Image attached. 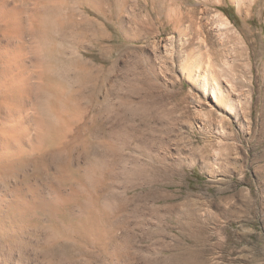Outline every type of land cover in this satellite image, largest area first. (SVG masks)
I'll use <instances>...</instances> for the list:
<instances>
[{"label":"rangeland","instance_id":"374dc122","mask_svg":"<svg viewBox=\"0 0 264 264\" xmlns=\"http://www.w3.org/2000/svg\"><path fill=\"white\" fill-rule=\"evenodd\" d=\"M85 1L28 4L47 8L44 57L78 90V115L109 133L103 148L92 138L97 153L71 151L104 205L105 249L93 234L59 247L49 217H10L1 251L28 264H264V0ZM53 169L36 179L46 196Z\"/></svg>","mask_w":264,"mask_h":264},{"label":"bare ground","instance_id":"6f19581e","mask_svg":"<svg viewBox=\"0 0 264 264\" xmlns=\"http://www.w3.org/2000/svg\"><path fill=\"white\" fill-rule=\"evenodd\" d=\"M28 1L0 0V222L11 217V219L16 218L17 222L22 221V224L29 223L30 220L40 224L44 217L47 220L49 217L56 230L55 233L51 232L56 238L55 245L60 247L59 239L68 244H76L79 239L90 243L93 234L105 249L104 238L107 237V230L104 223L107 216L101 211L104 205L99 204L96 207L94 204L95 198L92 196V191L90 192V187L93 189L95 187L93 178H89L87 174L84 180V176L76 175L71 151L82 143L91 153H97L95 149L105 146L109 141V135L107 136L109 133L104 131L102 135L95 136L92 114L91 117L78 115V107H80L78 90L71 88L73 84L70 83L71 90L66 92L60 84L55 68L51 63H47L44 57L42 45L51 39L50 30L41 22L42 12L47 8L45 9V5L44 9L38 6L40 0L33 3L30 8ZM95 1L86 0L83 8L86 6L97 8L99 3L96 1V4ZM170 22L174 26L180 24L177 18H171ZM63 38L65 37L61 35L58 39ZM212 92L214 94V90ZM98 127L104 130L103 123ZM94 137L99 138L97 145L100 146H95L92 141ZM53 166L55 169L52 172V180L50 178V183H47L50 184L49 191L46 190L50 196H46L36 179L44 177L48 168ZM23 171L25 172L23 176L30 181L33 180L25 190L21 189L15 180ZM71 179L77 182V186L75 183L73 185L70 183L69 190L63 192L60 181H71ZM105 182L103 179L99 184L105 185ZM76 202L81 206L79 212L74 208ZM52 240L54 241V238ZM1 249L0 264H28L26 260L20 261L17 252L18 255L11 252L4 253ZM9 249L11 251V248ZM34 264H42V262H34Z\"/></svg>","mask_w":264,"mask_h":264}]
</instances>
